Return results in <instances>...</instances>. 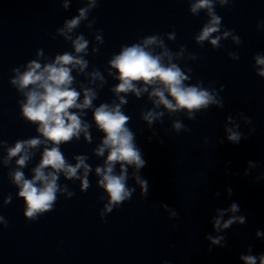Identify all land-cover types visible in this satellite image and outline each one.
<instances>
[{
    "label": "clouds",
    "instance_id": "obj_1",
    "mask_svg": "<svg viewBox=\"0 0 264 264\" xmlns=\"http://www.w3.org/2000/svg\"><path fill=\"white\" fill-rule=\"evenodd\" d=\"M227 0H221V3H226ZM67 7V5H65ZM208 9V14L211 17L209 24L205 25L201 34L197 37L198 41L208 40L212 33L219 31L218 25L221 18L213 13L212 0H197V3L192 6V12L196 13L199 9ZM87 9H81L80 15L66 23V31L71 32L81 19L85 18ZM230 33L225 32L227 37ZM172 38V37H170ZM98 40L101 38L98 36ZM238 40L237 37H233ZM220 37L217 36L211 40L213 46H218ZM87 41L84 38L78 37L74 42L76 53L84 52L87 48ZM157 43L156 37H150L144 40L143 46L134 44L130 47H124L121 53L111 60V66L119 72L118 79L120 83L113 89L117 94L134 92L140 96L141 92L147 91V88L137 89L134 82L143 81L145 85H162L156 87L151 92L150 96L156 97L154 103L159 106L163 105L169 111L175 112L179 109H186L190 114L194 110L206 108L209 104L218 103L215 97L208 90L201 89L196 86H185L184 81L187 76L176 65L169 63L167 66L162 63L160 55H153L146 48L149 45ZM164 55L169 57V53ZM257 65L264 66V58L256 57ZM79 66L81 71L87 66V62L82 58L75 57L65 53L62 56H57L54 63L47 64L43 68L35 61L28 65V70L23 74H18L12 80L14 85H17L21 90L26 89L29 85L33 88L26 92L27 101L22 106L24 117L34 123H38L37 131L52 142L53 145H59L62 142H68L73 137H78L80 132H85V138L90 139L87 133V124H82L80 117L70 109H84L91 106L95 93L90 89L84 91V99L82 103H78L80 93L70 87L73 77L71 68ZM18 71V70H17ZM98 77L99 73H94ZM259 75L264 76V68L259 72ZM165 92L172 97L169 100L165 96ZM174 101V103H173ZM126 101L121 98L120 104ZM222 106V104H220ZM163 113L147 112L144 115V120L149 124ZM94 120L105 133L102 146L96 150L97 155H103L105 149H108V156L105 161V167L96 168V173L102 176L99 181L100 185L109 194V203L105 206L106 212H111L113 206L121 204V202L129 199L132 194V189L126 187V165H135L136 169L144 167L146 161L143 159L140 150L134 143L133 133L126 127L129 117L121 112L120 105L109 107L107 104H102L96 108L94 112ZM173 127L179 131L183 128L180 122H176ZM228 139L233 143L240 140V134L229 130ZM41 141L33 138L26 141H20L15 146L9 149V157H15L22 152L17 164L23 167L29 156L26 152L27 148H35ZM75 166L67 165L63 154L58 147L53 146L50 149L46 148L43 152L40 164L34 169V177L31 180L25 179L21 171H16L13 174L14 182L20 187L19 196L23 197L26 204L25 216L29 220H35L41 213H45L53 208L56 200L57 179L55 173L63 171L68 178L75 177L78 169L84 168V179L82 187H88L87 173L90 170L85 164L84 157H77ZM120 162V174H114V166ZM52 168L54 172L45 174V168ZM137 182L140 183L142 190L147 192V182L140 180L136 176ZM40 182L41 186H37ZM5 203H8L6 200ZM232 212L238 210V206L233 204L230 209ZM103 215V214H102ZM175 215V213H173ZM223 216V213L220 214ZM238 221L244 223L243 217H233L223 224L222 227L227 228L232 223ZM0 222H7L4 217L0 216ZM215 225L217 229L221 227L220 219H216ZM257 235H261L257 233ZM213 244H219L221 237L213 239L208 237ZM245 264H257V258L251 255L242 256ZM260 264H264V256L260 258ZM167 264V262H165Z\"/></svg>",
    "mask_w": 264,
    "mask_h": 264
}]
</instances>
